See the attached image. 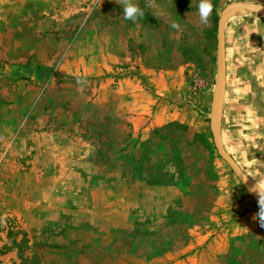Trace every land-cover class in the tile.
Listing matches in <instances>:
<instances>
[{
    "label": "rangeland",
    "instance_id": "374dc122",
    "mask_svg": "<svg viewBox=\"0 0 264 264\" xmlns=\"http://www.w3.org/2000/svg\"><path fill=\"white\" fill-rule=\"evenodd\" d=\"M238 1L0 0V264H264L210 128Z\"/></svg>",
    "mask_w": 264,
    "mask_h": 264
},
{
    "label": "crops",
    "instance_id": "0c3cea01",
    "mask_svg": "<svg viewBox=\"0 0 264 264\" xmlns=\"http://www.w3.org/2000/svg\"><path fill=\"white\" fill-rule=\"evenodd\" d=\"M252 18L224 25L225 84L218 130L225 152L264 190V17Z\"/></svg>",
    "mask_w": 264,
    "mask_h": 264
},
{
    "label": "water",
    "instance_id": "95a60500",
    "mask_svg": "<svg viewBox=\"0 0 264 264\" xmlns=\"http://www.w3.org/2000/svg\"><path fill=\"white\" fill-rule=\"evenodd\" d=\"M235 8H245L259 12L264 15V6L257 3L250 2H232L228 4L222 11L218 20L217 27V71H218V89L216 96L215 109L213 111L212 119L210 122V128L213 135L214 145L221 155V157L228 163L235 174L242 179L251 189H254L259 195L264 198V191L258 186V184L252 180L246 173H244L236 162L224 151L220 140L218 130V119L222 108V99L224 95V84H225V57H224V40L223 31L226 22L227 14L230 10Z\"/></svg>",
    "mask_w": 264,
    "mask_h": 264
},
{
    "label": "bare ground",
    "instance_id": "6f19581e",
    "mask_svg": "<svg viewBox=\"0 0 264 264\" xmlns=\"http://www.w3.org/2000/svg\"><path fill=\"white\" fill-rule=\"evenodd\" d=\"M240 9H245V8H235V9L230 10V11L228 12V14H227L226 22H227L228 15H229L230 12L235 11V10H240Z\"/></svg>",
    "mask_w": 264,
    "mask_h": 264
}]
</instances>
